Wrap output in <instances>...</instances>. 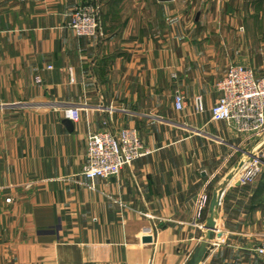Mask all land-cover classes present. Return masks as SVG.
<instances>
[{"label": "crops", "instance_id": "0c3cea01", "mask_svg": "<svg viewBox=\"0 0 264 264\" xmlns=\"http://www.w3.org/2000/svg\"><path fill=\"white\" fill-rule=\"evenodd\" d=\"M84 1L0 0V264H264V169L233 177L264 135L211 119L231 66L264 75V0L191 24L179 0H98L99 37L68 26ZM124 127L148 154L83 176L88 136Z\"/></svg>", "mask_w": 264, "mask_h": 264}, {"label": "built area", "instance_id": "2783aa9c", "mask_svg": "<svg viewBox=\"0 0 264 264\" xmlns=\"http://www.w3.org/2000/svg\"><path fill=\"white\" fill-rule=\"evenodd\" d=\"M101 13L98 0H85L74 8L68 26L78 36H102ZM218 89L221 96L211 108V119L225 121L240 133L264 135V75H258L252 67L234 65L218 82ZM184 99L181 93L177 94L176 107L179 110L184 108ZM194 107L197 113L205 111L201 94L194 97ZM64 116L74 123L78 122L80 110L67 106ZM147 154L138 129L124 127L118 132L100 130L88 136L87 158L81 174L89 180L117 177L126 167ZM248 155L251 156V153ZM251 157V162H243L233 176L240 183L254 180L262 169L261 165H264V154L262 157L252 154ZM255 251L264 257V239Z\"/></svg>", "mask_w": 264, "mask_h": 264}, {"label": "rangeland", "instance_id": "374dc122", "mask_svg": "<svg viewBox=\"0 0 264 264\" xmlns=\"http://www.w3.org/2000/svg\"><path fill=\"white\" fill-rule=\"evenodd\" d=\"M250 1H255V0H179L181 4V10H183L184 14L187 15L186 17L189 24L194 23L195 20L197 19V16H199L200 18L202 15L229 14L227 11L228 9L231 8H233L234 10L233 13H238L237 15L239 14L241 15V13L244 10L248 9V5L250 4ZM261 4H264V2H261ZM251 11L254 14H259V13L264 14V6H260V7L251 6ZM259 73L258 75L263 74V73L260 74ZM240 149L242 150L243 148ZM242 151L243 152L239 153L240 158H242V163L251 162L252 160L251 157L252 155L249 156L247 153H245V151H248L251 154L260 157H262V155L264 154L263 147L261 148V150L260 148L248 147L247 149L244 148V150ZM261 167H262L261 169L262 171L264 169V165L263 166L261 165Z\"/></svg>", "mask_w": 264, "mask_h": 264}, {"label": "water", "instance_id": "95a60500", "mask_svg": "<svg viewBox=\"0 0 264 264\" xmlns=\"http://www.w3.org/2000/svg\"><path fill=\"white\" fill-rule=\"evenodd\" d=\"M159 1L160 2H169V1H172V0H159ZM65 124H66L67 128L70 131L74 130L75 126H74V123L71 120L65 119ZM245 152H247L248 154L250 153L248 151H245ZM219 196H220V194H218V192H216V194L214 195V198H213V200L211 202V207H210L211 217L208 220V225H209L210 230L207 233V237H208L209 240H212L214 238V229H215V225H216L215 218L218 215L217 207L219 205ZM148 240H150V238H148ZM202 257H203L202 252H197V254L193 258L194 261H193L192 264H200V262L202 260Z\"/></svg>", "mask_w": 264, "mask_h": 264}]
</instances>
